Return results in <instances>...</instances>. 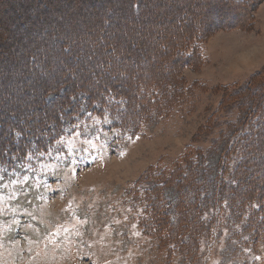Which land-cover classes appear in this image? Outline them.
Returning <instances> with one entry per match:
<instances>
[{"label":"rangeland","instance_id":"374dc122","mask_svg":"<svg viewBox=\"0 0 264 264\" xmlns=\"http://www.w3.org/2000/svg\"><path fill=\"white\" fill-rule=\"evenodd\" d=\"M26 1L17 5V0H0V12L17 21L12 25L13 20L2 18L11 33L0 31V72L8 69L0 73V109L7 113L16 110L13 99L19 100L22 114L42 113L35 109L42 101L34 100L42 94L39 78L49 82L46 76L53 79L61 72L58 80L67 81L88 71L86 79L92 82L90 72L98 61L89 60L91 48L103 39L120 37L112 70L125 69L143 80L150 70H165L156 49L160 28L173 32L178 22L201 17L205 36L189 47L196 55L195 66L180 67L173 81L177 88L167 85L164 92L152 95L156 97L148 116L139 114V122L123 117V105L110 113L82 102L77 115L62 119L45 149L35 148L0 167V177L5 178L0 217H7L0 219V264H264V197L257 216L244 206L242 219L234 222L226 193L214 179L220 170L233 167L237 123L254 104L250 87L264 81V0L250 11V24L247 19L241 27H232L240 24V9L206 0H138V12L130 11L135 0ZM22 6H27V14L20 13ZM35 18L45 22L42 28L32 26ZM59 44L75 53L68 65L56 48ZM9 47L16 48L17 55ZM31 55L43 61L36 71L20 76ZM95 77L100 85L111 79ZM75 123L84 131L91 125L99 134L93 139L97 151H76L81 139L75 136ZM69 149L73 155L66 160ZM228 149L229 161L224 163ZM38 152L45 155L28 159ZM16 167L28 177L23 189L24 175H9ZM176 168L193 173L195 188L191 180L178 181ZM155 170L174 172L175 178L160 188L166 221L163 216L155 221L151 213L148 173ZM196 186L212 193L213 199L202 205L198 245L186 251L190 241L169 237L165 224L175 222L179 204L196 196ZM218 192L222 197L215 202Z\"/></svg>","mask_w":264,"mask_h":264},{"label":"trees","instance_id":"16d2710c","mask_svg":"<svg viewBox=\"0 0 264 264\" xmlns=\"http://www.w3.org/2000/svg\"><path fill=\"white\" fill-rule=\"evenodd\" d=\"M17 5H24L26 0H17ZM138 0L133 1L129 6L130 11L138 12L139 5ZM142 1V0H139ZM261 0H206L210 4H223L224 6L231 5L240 9V24H233L232 27H241L242 21H246V24L250 23V11L260 2ZM27 2V1H26ZM2 4V3H1ZM0 4V7H1ZM27 6H22L20 13L27 14ZM247 15V16H246ZM246 16V17H245ZM2 18L12 21L13 19L4 13L0 12V31L5 35L10 34L9 27L6 22L2 21ZM196 18V17H195ZM197 21V22H196ZM17 21H12L14 25ZM205 20L201 17L197 18L193 22L186 21L184 23L178 22V28L176 31L171 32V29L167 26L159 29L160 41L157 44V51L162 58L159 59V63L165 66L164 73L160 70H150L147 73V77L140 80L136 77L130 76L125 69L112 70V61L116 58V43L120 40V37L116 36L113 39H103L91 48L94 55L89 56V60L98 61V67L92 70L90 73H94V80L89 81L86 79V74L80 73L75 77L69 78L67 81L58 80L61 72L55 74L57 77L50 79L49 82L46 78H39L41 95H34V100H41L42 105L36 106L35 109L42 110V113L25 112L22 114V107L18 99H13L15 103V109L13 112H4V108L0 112L4 114V118H8L5 122L4 118L0 116V167L5 163H10L13 156L17 158L23 157L29 152H32L35 148L45 149V143L54 139L57 134V128L60 127L62 119L66 117H72L77 115L79 112L80 104L84 102L87 107L96 105L99 110L106 109L110 113L117 109L119 105H123L124 118H130L134 121L139 122L138 118H141L139 114L148 116V111L154 102L158 92H164L167 89V85H170V89L174 88L173 81L176 77V71L183 66L194 67L197 63L196 55L190 53L189 47L203 39L205 36ZM11 23V22H10ZM45 24V22H43ZM38 18L33 19L32 26L35 28H42L43 24ZM249 23V24H248ZM204 24V26H203ZM245 24V23H244ZM231 26V24H228ZM227 24L225 27H229ZM43 31L47 32V29ZM14 42H18V38H12ZM20 40V39H19ZM32 41V40H27ZM39 43V42H38ZM41 44V43H40ZM4 46V45H3ZM4 48H8L7 45ZM61 53V56L65 62L75 55L72 51L67 50L66 44H59L56 46ZM17 49L9 47V52L12 55H17ZM110 52L106 54L107 58L98 57V53ZM112 52V53H111ZM19 54V53H18ZM125 56V55H124ZM3 59L7 56L2 55ZM32 55L28 59H31ZM78 62V58L75 59ZM75 60L72 62L75 63ZM43 60L38 58H32L29 61L28 68L25 71H19V75L26 73V70L36 71L37 65ZM64 62V64H65ZM66 63V65H68ZM78 65V64H77ZM65 66V65H64ZM177 66V68H176ZM176 68V69H175ZM8 69L1 70V75L6 74ZM95 71V72H94ZM92 73V77H93ZM0 75V76H1ZM100 75L102 77H110L111 79L105 84L100 85L99 80L95 76ZM256 75H260L258 72ZM75 78V79H74ZM107 79V78H106ZM177 79V78H176ZM76 82V83H75ZM123 83V84H122ZM162 84L164 86H162ZM177 86V85H176ZM255 86V85H253ZM258 87L251 91L254 97V104L246 114L244 120L237 123V128L240 130L238 140L233 143L232 149L236 153L233 160V167L227 172V169L220 170L214 178L218 184H221V190L224 189L226 193V199L229 204L230 215L233 217L234 222H239L242 218L241 215L244 213L242 210L244 206L251 209L252 217L258 215L259 204L264 197V81H261ZM16 87V86H13ZM19 87L14 90H19ZM110 89L111 91H106ZM175 94V90L174 93ZM49 95L52 97L48 98ZM60 96V97H58ZM115 97V101L112 97ZM73 97L76 99L74 100ZM173 97V96H172ZM52 100H56L55 102ZM93 107L92 109H98ZM122 113V112H119ZM122 122V117H120ZM144 119V118H143ZM123 125V123H122ZM246 126V127H245ZM245 127V128H244ZM230 149L226 152L225 160L229 161L228 155ZM177 179L182 182L190 181V187L195 188V182L193 183V173L183 171L181 168H176ZM152 173V172H151ZM148 173L150 179L149 184H152V201L150 203L152 216L154 214L155 221L163 216V220H167V216L162 213L160 205L163 198L160 196V188L175 178L174 172L167 173L160 170L153 171V174ZM176 184V183H175ZM178 184V183H177ZM204 189L196 186V196L188 201L183 200L177 210V215L174 218V223L165 224L166 234L169 237L178 235L180 237L185 236L188 241L189 248L195 244L198 245L199 236L203 229V221L201 214L204 212L202 208L203 203L207 200L213 199V194L203 193ZM221 192V191H220ZM217 197H214V201L218 202L221 194L216 193ZM213 201V200H212ZM256 208L254 209V207ZM193 210V213H189V210ZM246 209V208H245ZM240 212V213H239ZM239 213V214H238ZM251 213H249L251 215ZM246 225L251 230L253 228L251 219H246ZM193 247V246H192Z\"/></svg>","mask_w":264,"mask_h":264},{"label":"snow or ice","instance_id":"6c2138e0","mask_svg":"<svg viewBox=\"0 0 264 264\" xmlns=\"http://www.w3.org/2000/svg\"><path fill=\"white\" fill-rule=\"evenodd\" d=\"M106 91H111L110 89H106ZM73 99L75 100L76 98L73 97ZM115 97H112V100L115 101ZM86 115L91 116V113H85ZM74 129H77V131L75 132V136L77 138L81 139V147L79 149H77L76 151H82V152H95L97 151V146L95 143H93V139H99V134L95 131L94 128H92L91 125H85L86 128H88V131H84L83 129H81V125L79 123H75L73 125ZM89 145H91V147H89ZM114 149V146H112ZM57 154L60 155L61 154V150H57ZM43 155H45L44 152H38V153H33L30 156H28V159H38L39 157H42ZM73 155V150L69 149L68 150V156L65 157V159L67 160L68 157H71ZM12 159H18L17 157L13 156ZM32 171L35 173V169H32ZM24 175V184L21 185V189H23L24 185L27 184L28 181V177L26 174L23 173V169L16 167L12 170L11 173H9V175ZM17 183H19V181H17ZM5 184V178L4 177H0V187L4 186ZM0 219H7V217H0Z\"/></svg>","mask_w":264,"mask_h":264}]
</instances>
